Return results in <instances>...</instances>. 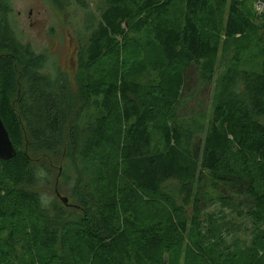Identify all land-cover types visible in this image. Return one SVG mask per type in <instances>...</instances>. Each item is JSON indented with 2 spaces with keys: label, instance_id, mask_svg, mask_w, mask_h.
Returning <instances> with one entry per match:
<instances>
[{
  "label": "trees",
  "instance_id": "obj_1",
  "mask_svg": "<svg viewBox=\"0 0 264 264\" xmlns=\"http://www.w3.org/2000/svg\"><path fill=\"white\" fill-rule=\"evenodd\" d=\"M74 1L78 95L0 0L17 153L0 160V264H264V23L242 0ZM193 68L211 110L182 117ZM64 156L75 204L50 208L38 187Z\"/></svg>",
  "mask_w": 264,
  "mask_h": 264
},
{
  "label": "rangeland",
  "instance_id": "obj_2",
  "mask_svg": "<svg viewBox=\"0 0 264 264\" xmlns=\"http://www.w3.org/2000/svg\"><path fill=\"white\" fill-rule=\"evenodd\" d=\"M247 3L245 8L253 12L258 23H264V0H242ZM12 13L10 21L18 38L29 44L33 49L47 57L45 73L56 76L57 73L65 75L71 85L73 95H78L76 74L77 54L79 50V38L83 29L86 10H83L74 0L66 4L65 9L59 10L50 0H10ZM89 7L95 9L96 0H88ZM188 93L195 98L189 100L181 111V116L208 112L211 110V89L200 86L197 69L189 71ZM76 172L70 159L63 157L55 164V167L47 171L46 178L50 184L42 183L38 189L44 195L50 208L61 199L55 192L58 184L60 194L75 202L71 196L70 188ZM75 204V203H74ZM161 204L149 201L140 207V214L146 221L156 220V209Z\"/></svg>",
  "mask_w": 264,
  "mask_h": 264
},
{
  "label": "water",
  "instance_id": "obj_3",
  "mask_svg": "<svg viewBox=\"0 0 264 264\" xmlns=\"http://www.w3.org/2000/svg\"><path fill=\"white\" fill-rule=\"evenodd\" d=\"M16 149L10 139L9 133L0 116V160H10L16 156ZM57 190V188H56ZM58 193V190H57ZM58 196L65 203L68 204L69 199L62 197L59 193Z\"/></svg>",
  "mask_w": 264,
  "mask_h": 264
}]
</instances>
